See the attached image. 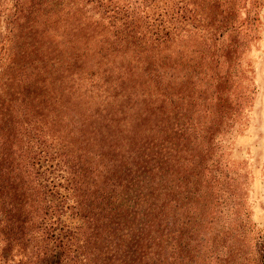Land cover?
Listing matches in <instances>:
<instances>
[{
	"label": "trees",
	"instance_id": "obj_1",
	"mask_svg": "<svg viewBox=\"0 0 264 264\" xmlns=\"http://www.w3.org/2000/svg\"><path fill=\"white\" fill-rule=\"evenodd\" d=\"M34 7L0 41V264L17 252L14 264H264L251 222H222L234 207L225 135L244 108L229 76L109 56L171 41L169 27L139 36L130 20L96 47L86 33L47 42Z\"/></svg>",
	"mask_w": 264,
	"mask_h": 264
},
{
	"label": "rangeland",
	"instance_id": "obj_2",
	"mask_svg": "<svg viewBox=\"0 0 264 264\" xmlns=\"http://www.w3.org/2000/svg\"><path fill=\"white\" fill-rule=\"evenodd\" d=\"M37 1L0 0V41L14 38L9 32L11 22L26 25L33 6L46 12L37 19L40 27L47 28L50 35L44 40L50 43L85 41L91 34L89 42L96 47L99 38L109 40L114 29L124 38L123 23L131 20L139 36L145 28L159 32L169 27L175 38L146 51L133 52L131 47L122 52L115 46V53L109 54L114 60L153 56L170 62L168 74L173 76H229L227 89L241 95L244 108L239 130L225 135L230 139L227 154L235 205L224 212L222 222L233 227L250 221L249 236L264 239V0H50V6L41 7ZM122 9L128 17L122 18L121 13L114 17ZM218 26L222 36H212ZM217 56H226L225 61L216 63ZM13 254L10 264L19 258L18 252Z\"/></svg>",
	"mask_w": 264,
	"mask_h": 264
}]
</instances>
